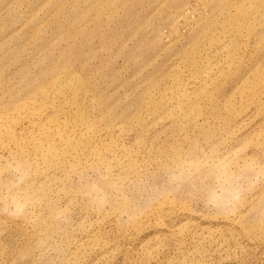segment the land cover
Wrapping results in <instances>:
<instances>
[{
    "label": "rangeland",
    "instance_id": "obj_1",
    "mask_svg": "<svg viewBox=\"0 0 264 264\" xmlns=\"http://www.w3.org/2000/svg\"><path fill=\"white\" fill-rule=\"evenodd\" d=\"M0 264H264V0H0Z\"/></svg>",
    "mask_w": 264,
    "mask_h": 264
}]
</instances>
